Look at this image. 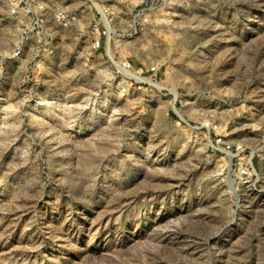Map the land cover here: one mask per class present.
Returning <instances> with one entry per match:
<instances>
[{"label": "rangeland", "instance_id": "1", "mask_svg": "<svg viewBox=\"0 0 264 264\" xmlns=\"http://www.w3.org/2000/svg\"><path fill=\"white\" fill-rule=\"evenodd\" d=\"M11 1L0 264H264V0Z\"/></svg>", "mask_w": 264, "mask_h": 264}, {"label": "built area", "instance_id": "2", "mask_svg": "<svg viewBox=\"0 0 264 264\" xmlns=\"http://www.w3.org/2000/svg\"><path fill=\"white\" fill-rule=\"evenodd\" d=\"M91 2V0H85ZM65 0H49V5L45 2H40L35 7L30 6L28 3H25L23 0H12L9 4V12L11 15H22L25 13H31L33 11H39L38 22L40 24L46 22V18L51 19L53 23L60 28H66L71 20V15H69L67 9L62 6ZM98 14H104L103 9H99ZM33 10V11H32ZM47 13V14H46ZM103 16V15H102ZM106 35V29L103 27L102 31L99 32V37L95 41V45L98 46L100 39ZM20 50L16 49L11 54V57H18L20 55ZM129 67V65H127ZM216 143L222 146V149L229 152L239 153L242 151V147L239 144L233 145L232 143L221 141L220 139L216 140ZM239 174L244 178H251L254 175V167L251 159L239 158L238 160Z\"/></svg>", "mask_w": 264, "mask_h": 264}, {"label": "bare ground", "instance_id": "3", "mask_svg": "<svg viewBox=\"0 0 264 264\" xmlns=\"http://www.w3.org/2000/svg\"><path fill=\"white\" fill-rule=\"evenodd\" d=\"M126 70V69H125ZM173 111L179 116L181 117V114L179 113V111L177 109H175V107H172Z\"/></svg>", "mask_w": 264, "mask_h": 264}]
</instances>
